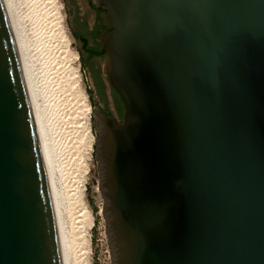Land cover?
Instances as JSON below:
<instances>
[{"label": "water", "instance_id": "1", "mask_svg": "<svg viewBox=\"0 0 264 264\" xmlns=\"http://www.w3.org/2000/svg\"><path fill=\"white\" fill-rule=\"evenodd\" d=\"M121 121L92 111L111 264H264V0H92ZM0 264H68L0 0Z\"/></svg>", "mask_w": 264, "mask_h": 264}, {"label": "rangeland", "instance_id": "2", "mask_svg": "<svg viewBox=\"0 0 264 264\" xmlns=\"http://www.w3.org/2000/svg\"><path fill=\"white\" fill-rule=\"evenodd\" d=\"M8 3L10 4L11 8H13L12 12H14L13 15L15 14L14 17H15V21L18 26L21 44L24 47L23 49L24 52H26L24 55H25V58L27 57L26 58L27 63L29 64L31 62L29 65H27V67L29 66L28 67L29 69L31 68L29 73H31L33 76L32 78L30 76V78L31 80L33 79L32 80L33 82L36 81L35 83H33L35 85L34 87L36 88L35 93L38 91V94L36 93L37 97H39L37 98V100H39L38 102H41L42 104L41 105L39 103V105L42 107L41 111H44L42 112V115L44 114L42 117V121L45 122L43 124H44V130L46 129L45 131L46 138L47 140H49L48 144L52 148V151H51L52 158L51 159H52V165L54 168L53 169L54 171L52 170L53 171L52 177L53 176L56 177V178L53 177V181H54L56 188L59 191H63L61 192L62 194L65 193L63 194L65 195L64 198L66 197L69 200L68 201L69 209H70L69 212L71 211L69 213V216H71L73 220L71 221L70 217H69V220L67 218L66 220L68 224L67 226L70 227V229H73V227H75L74 224L76 225V223H73V221H79L77 219L81 217V216H78V215H81L80 213L81 210L77 206L79 204L77 201L76 188L74 186H75V180H76L75 177L77 178L79 174L78 172L82 170V166H79V164L80 163L84 164L85 162V164L87 163L86 164L87 166L85 165L87 167V172L85 174V182H84L85 188H84L82 201L85 204L86 210L89 212L92 218V225L89 230V252L88 254H86L85 263L86 264H111L109 249L107 245V239L105 235L104 222L100 214L101 207H102V198L99 193L98 186H97L98 178H97L96 165L94 161V141L91 145L87 146L88 141L84 139V136L82 134L81 130L83 129L85 120L83 117V111L82 113L81 111H78V110H81V107H82V102L80 103L81 98H79V96L81 94H82L81 96L84 95L85 100H87L88 104L90 105L91 115L89 117V122H90V127H91V133L94 138L95 133H94L93 117H92L93 106L91 104L90 97H89V91L87 88L88 83L86 82L85 76L82 72L83 66L80 62L78 53L76 52L75 43L72 37L70 36L69 30H68L69 13L67 12V9L63 3V0H8ZM63 36L65 37L67 36L66 38L69 43V46H68L69 51L75 53L77 56V59L71 60L70 57H68L67 52L64 51L63 47H64L65 40ZM55 61H56L57 66L55 64ZM57 67L58 69H56L55 71V68ZM75 68L78 69V72H77L78 79L77 77H75V75L73 76V72H74L73 70ZM63 73H65L64 74L65 77ZM66 75H68V77L70 78L67 79ZM75 78L77 79V81L74 82V80H76ZM72 79H74L73 82H72ZM65 80H68L70 82L68 81L66 82ZM66 83L68 84L70 83L69 84L70 88L68 87V84L66 85ZM73 86L76 87V91L78 93H74L73 90H75V87ZM66 88L67 89L69 88V89L67 90ZM71 88L73 90H71ZM66 92L68 93L70 92L69 95ZM106 93L109 97V90L107 86H106ZM76 97H78V99ZM74 98H76L77 100L76 102ZM64 101L66 102L64 103ZM77 103L78 104L80 103L79 105H81V107L75 106L77 105ZM110 104L108 105V108L110 112L112 113V116L114 117V119H117V115L115 111L113 110L112 105ZM72 110L73 111L77 110V111L73 112ZM79 113H81L82 115ZM70 116L72 118L75 117L77 120L80 117L81 120L80 119L78 120L80 123L77 122L75 118L72 119ZM45 119L49 121L47 122L45 121ZM68 119L70 121L71 120L73 121H71L70 123ZM74 120L76 122H74ZM46 122L48 123L49 126H47ZM73 122H74V127H72ZM79 125H81V127L77 128ZM79 131H81L80 134H82L81 138L79 135ZM72 137L75 139V141L77 139L76 141L77 145H80V144L81 145L77 146ZM78 137L80 138V140H78ZM81 139L82 141L86 140L85 141L86 147L84 146L85 142L83 143ZM53 150L54 151L56 150V151L54 152ZM83 159L85 160L82 161ZM78 167L80 168L78 169ZM73 187L75 188V190ZM72 190L73 192H75V194L72 192Z\"/></svg>", "mask_w": 264, "mask_h": 264}, {"label": "bare ground", "instance_id": "3", "mask_svg": "<svg viewBox=\"0 0 264 264\" xmlns=\"http://www.w3.org/2000/svg\"><path fill=\"white\" fill-rule=\"evenodd\" d=\"M5 1V5H6V9H7V13H8V16H9V20H10V23H11V27H12V29H13V32H14V35H15V40H16V44H17V48H18V51H19V56H20V61H21V65H22V69H23V73H24V77H25V81H26V85H27V88H28V92H29V96H30V100H31V104H32V107H33V111H34V115H35V119H36V122H37V126H38V130H39V134H40V138H41V141H42V145H43V149H44V153H45V157H46V160H47V164H48V168H49V172H50V176H51V179H52V183H53V187H54V191H55V195H56V198H57V202H58V206H59V210H60V213H61V219H62V226H63V234H64V241H65V248H66V256H67V263L68 264H86L85 262H86V254H88V252H89V230H90V228H91V225H92V218H91V216H90V214H89V212L86 210V207H85V204L83 203V193H84V188H85V186H84V182H85V174H86V172H87V163L85 164V162H84V164H82V163H80V164H82V165H80L79 164V166H82V170H80V172H78L79 174H78V177L76 178L75 177V179H73V180H75V188H76V193H77V201H78V204L79 205H77L78 207H79V209L81 210V215H78V216H81L79 219H77V220H79V221H73V223H76V225L74 224V226L75 227H73V229H70V227H68L67 225V222H66V220H67V218H68V220H69V217L71 218V216H69V213L71 212H69V200H68V198H64V196L65 195H63V194H65V193H61V192H63V191H59L57 188H56V186H55V184H54V181H53V177H52V173H53V165H52V157H51V151H52V148L50 147V145L48 144L49 143V140H47V138H46V134H45V131H46V129L44 130V124L43 123H45V122H43L42 121V117H43V115H42V112H44V111H41L42 110V107L39 105V103L41 104V102H38L39 100H37V98H39V97H37V94H38V91L35 93V85L33 84V83H35V82H33L32 80H31V78L33 77L32 76V74L31 73H29L30 72V70H31V68L29 69L28 67H27V65H29L28 63H27V57L25 58V53L26 52H24V47L22 46V44H21V39H20V36H19V30H18V26H17V23H16V21H15V17H14V15H13V13L14 12H12V9L13 8H11V6H10V4L8 3V0H4ZM17 19V18H16ZM64 32V31H63ZM62 33V32H61ZM54 35V34H53ZM63 35V34H62ZM22 37V36H21ZM64 37V40H65V43H64V47H63V49H64V51L65 52H67V54H68V57H70V59L71 60H75V59H77V56H76V54L75 53H73V52H70L69 51V48H68V46H69V43H68V40H67V36L65 37V36H63ZM63 37H62V39H63ZM54 38V37H53ZM63 40V41H64ZM58 42V41H57ZM54 50V49H53ZM61 52H63V51H61ZM51 54V53H50ZM59 54V53H58ZM65 54V53H64ZM63 54V55H64ZM54 57V56H53ZM56 58V57H55ZM62 58V57H61ZM29 60V59H28ZM50 60V59H49ZM59 63V62H58ZM55 64H56V61H55ZM65 64V63H64ZM56 66H57V64H56ZM56 66H54V67H56ZM63 68V67H62ZM70 68V67H69ZM74 68V67H73ZM73 68H71V69H73ZM29 69V70H28ZM56 69H58V67L57 68H55V71H56ZM61 69V68H60ZM58 71V70H57ZM63 71V70H62ZM74 72H73V76L75 75V77H77V79H78V74H77V72H78V69L77 68H75L74 70H73ZM68 72V71H67ZM72 72V71H71ZM66 73V72H65ZM65 73H63V75L65 74ZM29 74H31V75H29ZM69 74V73H68ZM63 75H61V76H63ZM30 76H31V78H30ZM52 77V76H51ZM64 77H65V75H64ZM63 77V78H64ZM71 77H72V75H71ZM54 78V77H53ZM66 78L68 79V78H70V77H68V75H66ZM76 79V78H75ZM77 79L76 80H74V79H72V82H73V80H74V82L75 81H77ZM53 80V79H52ZM71 80V79H70ZM60 81H62V80H60ZM66 82L68 81V80H65ZM68 82H70V81H68ZM58 83V82H57ZM56 84V83H55ZM68 83H66V85H67ZM70 84V83H69ZM69 84H68V87L70 88V86H69ZM74 84V83H73ZM60 85V84H59ZM63 85V84H62ZM72 85V84H71ZM73 87H75V86H73ZM68 88V89H69ZM67 89V88H66ZM67 89V90H68ZM77 89H78V87H77ZM65 90V89H64ZM71 90H73L72 88H71ZM74 91V93H78L77 91H76V87H75V90H73ZM76 91V92H75ZM71 92V91H70ZM69 92V93H70ZM66 93H68V92H66ZM65 93V94H66ZM69 93H68V95H69ZM67 95V96H68ZM82 95V94H81ZM80 95V96H81ZM65 96V95H64ZM77 96V95H76ZM79 96V98H81L80 100V103L82 102V107H81V105H79L78 103H77V105H75V106H80L81 107V110H78V111H81V113H82V111H83V117H84V126H83V129L81 130L82 131V134H83V136H84V139H86L88 142H87V146L88 145H91L92 143H93V141H94V138H93V135H92V133H91V127H90V122H89V117H90V115H91V108H90V105L88 104V101L87 100H85V97H84V95L83 96H81L80 97ZM44 98V97H43ZM73 98V97H72ZM77 99H78V97H76ZM76 98H74L75 99V102L77 101L76 100ZM69 99V98H68ZM67 99V100H68ZM74 99H73V101H74ZM71 100V99H70ZM69 100V101H70ZM41 101V100H40ZM60 101V100H59ZM58 101V102H59ZM66 101H64V103H65ZM71 103V102H70ZM72 104H73V102H72ZM42 105V104H41ZM44 105V104H43ZM67 105V104H66ZM69 105V104H68ZM73 107H74V105H73ZM77 107V108H78ZM43 108H44V106H43ZM68 108V107H67ZM76 108V107H75ZM83 108V109H82ZM46 109V108H45ZM52 110V109H51ZM73 111V110H72ZM77 110H75V111H73V112H76ZM81 113H79V114H81ZM48 114V113H47ZM65 114V113H64ZM61 115H62V113H61ZM70 115V114H69ZM82 115V114H81ZM81 115H79V116H81ZM75 116V115H74ZM71 117V116H70ZM72 118V117H71ZM75 118V117H74ZM74 118H72V119H74ZM76 119V118H75ZM79 119H80V117H79ZM78 119V120H79ZM69 120V119H68ZM77 119H76V121L77 122H79ZM81 120V119H80ZM45 121H47L46 119H45ZM49 121V120H48ZM47 121V122H48ZM70 121V120H69ZM71 121H73V120H71ZM71 121H70V123H71ZM75 120H74V122H76ZM82 121H83V119H82ZM46 122V123H47ZM74 122H73V126L72 127H74ZM80 123V122H79ZM65 125V124H64ZM46 126V125H45ZM47 126H49L48 125V123H47ZM46 126V127H47ZM77 126V125H76ZM79 127H81V125H79L77 128H79ZM70 128H71V126H70ZM76 128V127H75ZM76 128V129H77ZM63 129V128H62ZM81 129V128H80ZM72 130V129H71ZM79 130V129H78ZM77 130V131H78ZM74 131H75V129H74ZM81 131H79V135H80V138H81V135L82 134H80V132ZM70 132V131H69ZM73 133V132H72ZM71 134V133H70ZM77 134H78V132H77ZM78 135V136H79ZM71 136V135H70ZM74 136H76V135H74ZM73 138V137H72ZM80 138L78 137V140H80ZM74 139V138H73ZM63 140V139H62ZM69 140H70V138H69ZM86 140H84V141H82V139H81V141L84 143ZM74 141H75V139H74ZM76 141H77V139H76ZM76 141H75V144H76ZM79 142V141H78ZM60 143H61V141H60ZM80 143V142H79ZM77 145V144H76ZM81 145V144H80ZM80 145H77V146H80ZM83 145V144H82ZM84 146L86 147V142L84 143ZM53 147V146H52ZM76 147V146H75ZM88 148V147H87ZM54 151V150H53ZM56 151V150H55ZM54 151V152H55ZM74 152V151H73ZM77 152V151H76ZM70 153V152H69ZM52 154H54V153H52ZM54 156V155H53ZM80 157V156H79ZM87 158V157H86ZM57 159V158H56ZM82 159V158H81ZM88 159V158H87ZM85 159H83L82 161H84ZM78 164V163H77ZM86 165V166H85ZM58 168V167H57ZM77 168V167H76ZM80 167H78V169H79ZM53 170V171H52ZM74 172V171H73ZM77 173V172H76ZM55 175V174H54ZM74 175V174H73ZM76 175V174H75ZM54 178H56V177H54ZM67 184V183H66ZM69 184V183H68ZM73 184V183H72ZM74 185V184H73ZM69 187V186H68ZM73 187V188H74ZM75 188H74V190H75ZM71 189V188H70ZM72 192H73V190H72ZM74 194H75V192H73ZM72 193V194H73ZM75 199V198H74ZM71 200V199H70ZM74 203V202H73ZM73 206V205H72ZM74 209V208H73ZM77 212V211H76ZM72 213H74V212H72ZM76 216V215H75ZM73 217V216H72ZM75 218V217H74ZM73 219L71 218V221H72ZM72 226V225H71Z\"/></svg>", "mask_w": 264, "mask_h": 264}, {"label": "flooded vegetation", "instance_id": "4", "mask_svg": "<svg viewBox=\"0 0 264 264\" xmlns=\"http://www.w3.org/2000/svg\"><path fill=\"white\" fill-rule=\"evenodd\" d=\"M63 3L69 13L68 30L83 66L82 72L88 83L91 104L93 108L97 107L103 114L114 118L108 108L111 103L117 115L115 120L120 121L119 107L122 108V104L103 73L105 54L100 44V37L107 31L103 12L95 8L92 0H63Z\"/></svg>", "mask_w": 264, "mask_h": 264}, {"label": "trees", "instance_id": "5", "mask_svg": "<svg viewBox=\"0 0 264 264\" xmlns=\"http://www.w3.org/2000/svg\"><path fill=\"white\" fill-rule=\"evenodd\" d=\"M120 104V103H119ZM122 113H123V109L121 108V106L119 107V116H120V121L122 119Z\"/></svg>", "mask_w": 264, "mask_h": 264}]
</instances>
